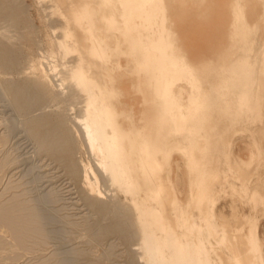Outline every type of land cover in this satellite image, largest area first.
I'll use <instances>...</instances> for the list:
<instances>
[{
    "label": "bare ground",
    "instance_id": "6f19581e",
    "mask_svg": "<svg viewBox=\"0 0 264 264\" xmlns=\"http://www.w3.org/2000/svg\"><path fill=\"white\" fill-rule=\"evenodd\" d=\"M52 1L60 34L46 53L52 70L63 63L60 88L84 97L78 122L100 168L86 165L85 184L102 196L101 172L133 196L143 261L264 264V0H238L227 58L201 67L166 0Z\"/></svg>",
    "mask_w": 264,
    "mask_h": 264
},
{
    "label": "rangeland",
    "instance_id": "374dc122",
    "mask_svg": "<svg viewBox=\"0 0 264 264\" xmlns=\"http://www.w3.org/2000/svg\"><path fill=\"white\" fill-rule=\"evenodd\" d=\"M53 9L52 0H0V55L14 56L0 57V264H146L133 196L98 172L78 122L84 97L60 88L61 60L52 70ZM34 58L50 81L34 69L32 78ZM88 164L101 178L98 198L85 184ZM218 206L230 211L229 200Z\"/></svg>",
    "mask_w": 264,
    "mask_h": 264
},
{
    "label": "crops",
    "instance_id": "0c3cea01",
    "mask_svg": "<svg viewBox=\"0 0 264 264\" xmlns=\"http://www.w3.org/2000/svg\"><path fill=\"white\" fill-rule=\"evenodd\" d=\"M166 1L170 24L183 45L181 53L193 65L211 66L227 58L238 0ZM249 17L252 22L258 20L255 16ZM261 29L263 30L261 40H264L263 24ZM245 146L242 142L237 144L238 148Z\"/></svg>",
    "mask_w": 264,
    "mask_h": 264
}]
</instances>
